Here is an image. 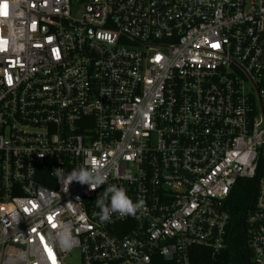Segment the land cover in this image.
I'll list each match as a JSON object with an SVG mask.
<instances>
[{
  "label": "built area",
  "instance_id": "1",
  "mask_svg": "<svg viewBox=\"0 0 264 264\" xmlns=\"http://www.w3.org/2000/svg\"><path fill=\"white\" fill-rule=\"evenodd\" d=\"M258 179L264 0H0V264H192Z\"/></svg>",
  "mask_w": 264,
  "mask_h": 264
},
{
  "label": "trees",
  "instance_id": "2",
  "mask_svg": "<svg viewBox=\"0 0 264 264\" xmlns=\"http://www.w3.org/2000/svg\"><path fill=\"white\" fill-rule=\"evenodd\" d=\"M258 179H240L233 190L228 207L231 211L226 246L216 256L202 248L193 249L192 264H248L247 212L253 207Z\"/></svg>",
  "mask_w": 264,
  "mask_h": 264
},
{
  "label": "water",
  "instance_id": "3",
  "mask_svg": "<svg viewBox=\"0 0 264 264\" xmlns=\"http://www.w3.org/2000/svg\"><path fill=\"white\" fill-rule=\"evenodd\" d=\"M247 249H248V251H249L248 239H247ZM248 264H250V255H248Z\"/></svg>",
  "mask_w": 264,
  "mask_h": 264
}]
</instances>
